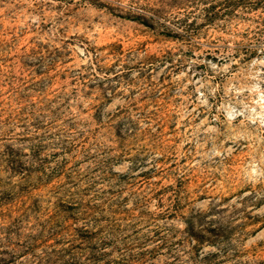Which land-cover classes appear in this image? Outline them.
<instances>
[{
	"label": "rangeland",
	"instance_id": "1",
	"mask_svg": "<svg viewBox=\"0 0 264 264\" xmlns=\"http://www.w3.org/2000/svg\"><path fill=\"white\" fill-rule=\"evenodd\" d=\"M229 1L0 0V264H264V32Z\"/></svg>",
	"mask_w": 264,
	"mask_h": 264
},
{
	"label": "trees",
	"instance_id": "2",
	"mask_svg": "<svg viewBox=\"0 0 264 264\" xmlns=\"http://www.w3.org/2000/svg\"><path fill=\"white\" fill-rule=\"evenodd\" d=\"M237 10L240 11H254L258 12L261 10V13L257 15L253 21H256L258 25L261 26V32H264V0H230L228 2V6L226 7L225 11L222 15L228 16H237ZM219 12H214L212 15H208V20L212 21L217 17L222 16ZM149 16L146 14L145 11L140 12L138 18H142L147 23V18ZM257 49L252 51H256Z\"/></svg>",
	"mask_w": 264,
	"mask_h": 264
}]
</instances>
